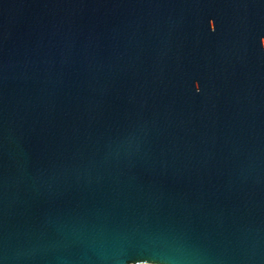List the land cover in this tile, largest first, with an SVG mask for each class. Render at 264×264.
Here are the masks:
<instances>
[{
	"label": "water",
	"instance_id": "water-1",
	"mask_svg": "<svg viewBox=\"0 0 264 264\" xmlns=\"http://www.w3.org/2000/svg\"><path fill=\"white\" fill-rule=\"evenodd\" d=\"M264 264V0H0V264Z\"/></svg>",
	"mask_w": 264,
	"mask_h": 264
},
{
	"label": "built area",
	"instance_id": "built-area-1",
	"mask_svg": "<svg viewBox=\"0 0 264 264\" xmlns=\"http://www.w3.org/2000/svg\"><path fill=\"white\" fill-rule=\"evenodd\" d=\"M140 264H147V263H140Z\"/></svg>",
	"mask_w": 264,
	"mask_h": 264
}]
</instances>
